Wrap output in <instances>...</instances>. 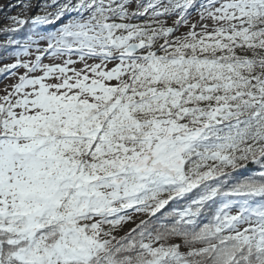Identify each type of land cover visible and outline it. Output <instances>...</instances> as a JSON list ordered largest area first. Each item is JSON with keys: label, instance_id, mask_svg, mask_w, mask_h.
<instances>
[{"label": "snow or ice", "instance_id": "snow-or-ice-1", "mask_svg": "<svg viewBox=\"0 0 264 264\" xmlns=\"http://www.w3.org/2000/svg\"><path fill=\"white\" fill-rule=\"evenodd\" d=\"M33 8L0 43V264H264V0Z\"/></svg>", "mask_w": 264, "mask_h": 264}, {"label": "trees", "instance_id": "trees-1", "mask_svg": "<svg viewBox=\"0 0 264 264\" xmlns=\"http://www.w3.org/2000/svg\"><path fill=\"white\" fill-rule=\"evenodd\" d=\"M25 3V0H0V43H3L5 35L2 33L3 28L11 26L10 17L16 16L21 13V5ZM36 14V9L33 8L30 13L22 14L24 18H31ZM23 31V30H22ZM11 63L12 61H5ZM4 80L3 76H0V82Z\"/></svg>", "mask_w": 264, "mask_h": 264}, {"label": "rangeland", "instance_id": "rangeland-1", "mask_svg": "<svg viewBox=\"0 0 264 264\" xmlns=\"http://www.w3.org/2000/svg\"><path fill=\"white\" fill-rule=\"evenodd\" d=\"M22 14H24V13L21 12V13L17 14L16 16H20V15H22ZM5 83H11V81H10V80H5V79H4L3 81L0 82V87H2Z\"/></svg>", "mask_w": 264, "mask_h": 264}]
</instances>
